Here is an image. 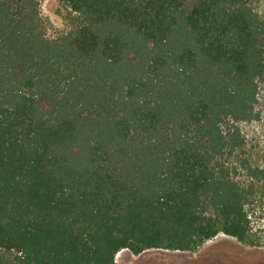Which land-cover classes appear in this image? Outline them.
<instances>
[{
	"label": "trees",
	"instance_id": "1",
	"mask_svg": "<svg viewBox=\"0 0 264 264\" xmlns=\"http://www.w3.org/2000/svg\"><path fill=\"white\" fill-rule=\"evenodd\" d=\"M0 0V264L262 238L264 0Z\"/></svg>",
	"mask_w": 264,
	"mask_h": 264
},
{
	"label": "rangeland",
	"instance_id": "2",
	"mask_svg": "<svg viewBox=\"0 0 264 264\" xmlns=\"http://www.w3.org/2000/svg\"><path fill=\"white\" fill-rule=\"evenodd\" d=\"M40 12L49 36L68 29V18L74 14L58 0H39ZM254 230L262 238L259 245L245 244L225 233L204 241L195 250L149 248L139 254L120 250L114 264H264V212L251 217Z\"/></svg>",
	"mask_w": 264,
	"mask_h": 264
}]
</instances>
